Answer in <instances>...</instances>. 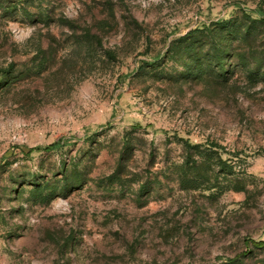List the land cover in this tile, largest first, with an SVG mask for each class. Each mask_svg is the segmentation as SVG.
Returning a JSON list of instances; mask_svg holds the SVG:
<instances>
[{"label": "rangeland", "instance_id": "374dc122", "mask_svg": "<svg viewBox=\"0 0 264 264\" xmlns=\"http://www.w3.org/2000/svg\"><path fill=\"white\" fill-rule=\"evenodd\" d=\"M264 0H0V264H264Z\"/></svg>", "mask_w": 264, "mask_h": 264}, {"label": "trees", "instance_id": "16d2710c", "mask_svg": "<svg viewBox=\"0 0 264 264\" xmlns=\"http://www.w3.org/2000/svg\"><path fill=\"white\" fill-rule=\"evenodd\" d=\"M262 246H264V244H262Z\"/></svg>", "mask_w": 264, "mask_h": 264}]
</instances>
